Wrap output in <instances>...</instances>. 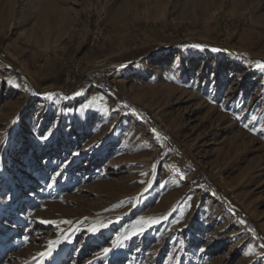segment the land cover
<instances>
[{"label":"rangeland","instance_id":"374dc122","mask_svg":"<svg viewBox=\"0 0 264 264\" xmlns=\"http://www.w3.org/2000/svg\"><path fill=\"white\" fill-rule=\"evenodd\" d=\"M258 62L264 0H0V264H264Z\"/></svg>","mask_w":264,"mask_h":264},{"label":"snow or ice","instance_id":"6c2138e0","mask_svg":"<svg viewBox=\"0 0 264 264\" xmlns=\"http://www.w3.org/2000/svg\"><path fill=\"white\" fill-rule=\"evenodd\" d=\"M194 47H200L199 45H195ZM213 51H219L218 49H213ZM257 67H259V68H264V62H258L257 63ZM61 175V173H60V171H59V169L51 176V178H50V184H49V186L50 187H52V186H54L55 185V182H56V178L57 177H59ZM166 218V217H165ZM43 223H56L55 221H42ZM159 221L158 220H155V219H153V220H148V221H144V220H142V221H139L138 223H141V224H143V223H148L149 225H151V224H153V223H158ZM176 223H180V221L179 220H176L175 221ZM65 223H70L69 221H65ZM104 227H108V225L107 224H102V225H93V226H91L90 228H89V231L90 232H92V233H97V232H99L102 228H104ZM143 231H144V228L143 227H141V229H140V231L139 232H133L132 233V235L133 236H135V235H140V234H142L143 233ZM127 239H131V236H128V237H126ZM60 243V241L59 240H56V241H50L49 242V252H47V253H45V252H42V253H40L39 255L41 256V257H44L45 255H50V252H51V249H53L57 244H59ZM118 247H123V244H119V245H117ZM113 249L111 248V247H104L103 249H102V253H103V255L104 256H107L111 251H112Z\"/></svg>","mask_w":264,"mask_h":264},{"label":"built area","instance_id":"2783aa9c","mask_svg":"<svg viewBox=\"0 0 264 264\" xmlns=\"http://www.w3.org/2000/svg\"><path fill=\"white\" fill-rule=\"evenodd\" d=\"M97 86L98 87H100V88H102L104 85H103V82H99V83H97ZM217 198L219 199V200H222V196H217Z\"/></svg>","mask_w":264,"mask_h":264},{"label":"bare ground","instance_id":"6f19581e","mask_svg":"<svg viewBox=\"0 0 264 264\" xmlns=\"http://www.w3.org/2000/svg\"><path fill=\"white\" fill-rule=\"evenodd\" d=\"M61 17V16H60Z\"/></svg>","mask_w":264,"mask_h":264}]
</instances>
